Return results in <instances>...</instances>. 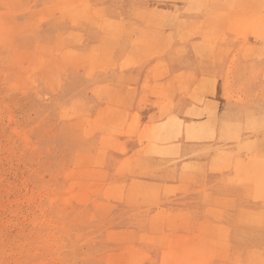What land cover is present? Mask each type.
Returning <instances> with one entry per match:
<instances>
[{"label": "rangeland", "instance_id": "rangeland-1", "mask_svg": "<svg viewBox=\"0 0 264 264\" xmlns=\"http://www.w3.org/2000/svg\"><path fill=\"white\" fill-rule=\"evenodd\" d=\"M191 261L264 264V0H0V264Z\"/></svg>", "mask_w": 264, "mask_h": 264}, {"label": "bare ground", "instance_id": "bare-ground-1", "mask_svg": "<svg viewBox=\"0 0 264 264\" xmlns=\"http://www.w3.org/2000/svg\"><path fill=\"white\" fill-rule=\"evenodd\" d=\"M160 133H161V132H160ZM160 133H159V134H160ZM161 134H162V133H161ZM163 135H164V134H163ZM163 135H162V136H163ZM165 135H166V134H165ZM93 176H94V175H93ZM88 178H89V177H88ZM91 178H92V177H91ZM85 179H86V178H85ZM92 180H93V179H92ZM94 181H95V180H94ZM83 182H84V181H83ZM89 182H90V181H89ZM91 182H93V181H91ZM87 185H88V184H87ZM92 186H93V185H92ZM85 190H87V189L85 188ZM102 191H103V190H102ZM100 193H101V192H100ZM136 197H138V195H137ZM131 199H132V198H131ZM85 203H86V202H85ZM198 246H199V245H198ZM180 250H181V249H180ZM197 250H198V249H197ZM181 251H182V250H181ZM195 251H196V250H195ZM199 251H200V250H199ZM197 253H198V251H197ZM193 254H194V256H195V253H193ZM193 254H192V255H193ZM135 256H136V254H135ZM133 257H134V256H133ZM175 257H176V256H175ZM177 257H178V256H177ZM170 258L172 259V256H171ZM178 258H179V257H178ZM134 259H135V258H134ZM174 259H175V258L173 257V260H174ZM128 260H129V259H128ZM175 260H176V259H175ZM194 260H195V259H194ZM196 260H197V258H196ZM196 260H195V261H196ZM195 261H193V262H195ZM198 261H199V260H198ZM179 262H181V261H178V263H179ZM199 262H201V260H200ZM197 263H198V262H197ZM197 263H194V264H197ZM191 264H192V261H191ZM200 264H201V263H200Z\"/></svg>", "mask_w": 264, "mask_h": 264}, {"label": "crops", "instance_id": "crops-1", "mask_svg": "<svg viewBox=\"0 0 264 264\" xmlns=\"http://www.w3.org/2000/svg\"><path fill=\"white\" fill-rule=\"evenodd\" d=\"M157 124V123H156Z\"/></svg>", "mask_w": 264, "mask_h": 264}]
</instances>
